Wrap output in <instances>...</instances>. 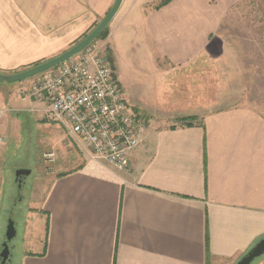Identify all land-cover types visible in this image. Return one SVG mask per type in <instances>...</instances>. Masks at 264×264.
<instances>
[{"label": "crops", "instance_id": "0c3cea01", "mask_svg": "<svg viewBox=\"0 0 264 264\" xmlns=\"http://www.w3.org/2000/svg\"><path fill=\"white\" fill-rule=\"evenodd\" d=\"M163 1L122 0L104 46L115 52L114 41L135 23L163 64L190 68L202 56L223 54L216 32L244 0ZM88 2L101 17L114 0ZM95 20L85 0H0V72L56 56ZM33 81L0 83V209L1 163L22 119L67 131L48 120L44 101L25 94ZM255 102L176 116H195L192 126L149 120L127 171L93 158L71 135L83 152L46 172L48 188L33 212L44 218L43 236L33 241L31 224L27 241L38 249L25 251L18 264H236L264 238V105Z\"/></svg>", "mask_w": 264, "mask_h": 264}, {"label": "rangeland", "instance_id": "374dc122", "mask_svg": "<svg viewBox=\"0 0 264 264\" xmlns=\"http://www.w3.org/2000/svg\"><path fill=\"white\" fill-rule=\"evenodd\" d=\"M102 1L100 0V3ZM88 3V0H85V12L96 20L75 39L74 44L84 38L104 17L97 15L98 7H91ZM263 18L264 2L244 0L238 3L228 10L216 32L222 37L218 41L221 43L219 46L224 47L223 54L219 49L212 56H202L190 68L185 66L182 69H172L174 67L168 62L163 64L153 54L148 36L144 31L137 30L136 24L133 23L126 38L114 41L116 51L109 48L112 63L108 60V66L114 70L115 79L125 101L133 112L147 123L151 120L161 125H180V118L177 119L176 116L201 115L205 108L241 104L246 100L256 101L255 105L257 101L264 105ZM104 40L97 39L91 43H97L96 45L105 51ZM211 48L216 49L217 46L214 44ZM45 61L47 60L42 62ZM25 69L28 68L22 70ZM43 73L27 80L34 79V83ZM31 87L25 92L29 97H33L30 95ZM229 96L231 99H227ZM136 101L140 105L137 106ZM21 124L20 130L15 131L14 136L10 138L1 163L4 182L0 209V251L9 221L14 224L16 230V235L8 242L10 253L6 264H18L25 251L38 249V243L33 241L36 237L42 238L45 221L42 216L34 217L33 212L38 208L48 188L49 176L46 172L62 170L63 165H55L57 160L68 158L71 162L77 158L75 153L80 155L83 152L71 134L66 130L62 131L61 127L38 123L29 117H24ZM64 133L66 139L61 140L60 136L63 135L64 138ZM50 154L52 155L47 157ZM46 160L54 162L48 163ZM73 164L75 163H69L68 167ZM19 169L30 171V174L23 178L20 187L15 182V172ZM31 224L35 226L33 231L29 229ZM28 231L32 242L27 241L30 236H27ZM251 264H264V255L256 258Z\"/></svg>", "mask_w": 264, "mask_h": 264}, {"label": "built area", "instance_id": "2783aa9c", "mask_svg": "<svg viewBox=\"0 0 264 264\" xmlns=\"http://www.w3.org/2000/svg\"><path fill=\"white\" fill-rule=\"evenodd\" d=\"M96 44L41 74L30 95L44 101L48 120L79 138L93 158L127 171L128 154L138 145L146 122L123 98L105 51Z\"/></svg>", "mask_w": 264, "mask_h": 264}, {"label": "water", "instance_id": "95a60500", "mask_svg": "<svg viewBox=\"0 0 264 264\" xmlns=\"http://www.w3.org/2000/svg\"><path fill=\"white\" fill-rule=\"evenodd\" d=\"M121 3L122 0H114V3L112 4L111 8L100 20V22L84 38H82L79 42L74 44L66 51L28 69L13 74L0 73V83L10 84L34 77L72 58L73 56L81 52L92 41H94L97 36L110 24V22L118 12ZM29 174V170L19 169L15 172V181H17L19 177H26ZM14 236V225L12 222L9 221L6 227L5 241L1 245L2 249L0 251V264H6L8 260L10 253L8 242L12 240ZM262 255H264V238L259 240L236 264H251L256 258Z\"/></svg>", "mask_w": 264, "mask_h": 264}, {"label": "trees", "instance_id": "16d2710c", "mask_svg": "<svg viewBox=\"0 0 264 264\" xmlns=\"http://www.w3.org/2000/svg\"><path fill=\"white\" fill-rule=\"evenodd\" d=\"M169 0H164L161 5L166 4ZM109 33V29L108 26L97 36V38L95 40H103L106 39ZM105 55L107 57V59L109 60L110 63H112V53L110 51L109 48H105ZM2 73V72H0ZM196 117L195 116H189V117H184V118H180V126H192L194 124V122L196 121Z\"/></svg>", "mask_w": 264, "mask_h": 264}, {"label": "flooded vegetation", "instance_id": "af4514ba", "mask_svg": "<svg viewBox=\"0 0 264 264\" xmlns=\"http://www.w3.org/2000/svg\"><path fill=\"white\" fill-rule=\"evenodd\" d=\"M23 176L19 177V179L16 181L17 185H19V187L23 184ZM7 263V262H6Z\"/></svg>", "mask_w": 264, "mask_h": 264}]
</instances>
